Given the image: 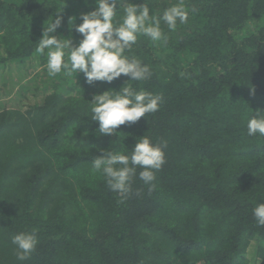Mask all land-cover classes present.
<instances>
[{"label": "trees", "instance_id": "1", "mask_svg": "<svg viewBox=\"0 0 264 264\" xmlns=\"http://www.w3.org/2000/svg\"><path fill=\"white\" fill-rule=\"evenodd\" d=\"M146 2L162 15L178 0ZM94 3L0 0V264H264V227L252 216L264 204V137L246 127L264 112V0H184L188 23L161 24L167 44L138 37L125 55L152 76L132 87L163 102L113 136L96 133L87 102L128 78L49 77L47 50L35 51L59 12L53 35L78 43L69 18L78 25ZM144 135L167 141L166 163L151 193L134 176L122 199L92 159ZM20 232L38 240L23 262L11 242Z\"/></svg>", "mask_w": 264, "mask_h": 264}, {"label": "clouds", "instance_id": "2", "mask_svg": "<svg viewBox=\"0 0 264 264\" xmlns=\"http://www.w3.org/2000/svg\"><path fill=\"white\" fill-rule=\"evenodd\" d=\"M122 5V14L117 19ZM59 13L55 19L51 17L47 28L43 26L41 38L36 42L37 54L44 55L47 50L44 67L49 77L63 74L74 79L82 73L88 85L94 82L111 84L121 76L128 78L119 91H104L93 95L91 102H87L90 120L98 125L96 133L113 136L121 125L135 124L159 111L162 94L132 87L133 82L150 79L151 68L125 53L131 51L140 36L153 43L167 44L161 24L169 31H175L178 25L188 23L189 10L184 0L166 8L162 15H150L146 0L140 4L125 0H95L92 11L80 14L81 23L75 24L76 17L69 18L70 29L80 36L76 44H73L71 33L67 39L53 35L62 26L63 18ZM255 113L247 120V135L264 137V112ZM166 148L167 141L153 143L149 136L144 135L136 140L130 151L125 148L123 151L100 149L101 155L92 159L91 172L101 175L109 190L122 199L132 194L134 176H138L151 193L155 188L156 173L166 163ZM135 195L139 196L140 192ZM252 216L258 227H264V204L257 203ZM11 242L15 246L17 261L23 262L36 250L38 240L35 233L20 232L12 237Z\"/></svg>", "mask_w": 264, "mask_h": 264}, {"label": "rangeland", "instance_id": "3", "mask_svg": "<svg viewBox=\"0 0 264 264\" xmlns=\"http://www.w3.org/2000/svg\"><path fill=\"white\" fill-rule=\"evenodd\" d=\"M23 81H24V79H23ZM23 81H22V82H23ZM250 257H251V254H249V258H250Z\"/></svg>", "mask_w": 264, "mask_h": 264}]
</instances>
